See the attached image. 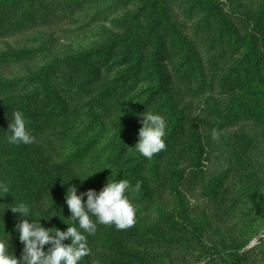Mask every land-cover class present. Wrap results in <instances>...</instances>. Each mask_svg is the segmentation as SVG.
<instances>
[{
	"label": "rangeland",
	"instance_id": "374dc122",
	"mask_svg": "<svg viewBox=\"0 0 264 264\" xmlns=\"http://www.w3.org/2000/svg\"><path fill=\"white\" fill-rule=\"evenodd\" d=\"M211 1L223 17L241 29L243 38L248 29L244 20H256L260 12L255 1L264 4V0ZM49 2L44 0L38 9L34 7L35 20L31 24H24L18 10L11 9L8 2L0 8V144L10 145L6 131L11 120L3 113L28 94L21 87L29 75L56 59L111 46L107 53H96L101 57L106 54L100 60L103 66L99 78L90 79L79 67L64 66L50 83L57 93L67 95L64 103L69 109L77 110L74 121L87 120L93 113L108 125L109 134L101 146L105 161L113 157L104 165L105 161L97 158V164L72 167L66 155L61 154L58 140L48 139L36 130L37 111L42 115L44 106L53 104L48 92H43L31 107L28 119L35 141L21 144L30 162L42 173L44 188L38 194L34 218H41L42 226L55 224L63 216L60 205L70 186H76L78 194L89 189L102 190L118 171L111 163L114 156L123 155L118 142L132 126L134 130L129 131L137 137L132 140L130 151H136L142 126L140 114H157L154 106L160 101H151L147 110L139 109L153 95L150 87L155 76L146 80L150 67L146 61L137 67L139 71L131 73L130 55L140 52L147 58L153 53L146 38L154 32L165 41V86L186 121L170 151L156 157L160 161V178L152 184L156 210H148L143 216L145 222L128 229L98 225L110 227L112 234L118 232V238L110 249L89 246L91 254L81 264H262L264 223L257 200L259 195L264 196V137L260 135L264 127L255 117L260 113L252 109L255 106L251 102L255 101L257 88L264 89V68L260 77H254V67L249 75L237 78L233 69L240 58L232 54L229 42L219 40L220 25L209 19L218 16L216 11L200 8L198 0H157V15L151 17L148 11H140L142 0H81L71 6L64 0L51 5ZM136 14H141L139 29L130 20ZM157 17L162 26L157 25ZM129 40L131 47L127 45ZM25 51L30 52L27 58H15L18 52ZM121 73L125 83L109 102L99 104L102 85ZM251 81L255 87H249ZM11 83L18 86L10 87ZM239 106L250 113L239 122L222 126L220 118ZM132 110L136 111L126 117ZM213 130L220 133L218 140L211 138ZM192 145L195 148L187 156L183 149ZM193 163L195 170L188 173ZM178 164L177 177L170 178ZM89 174L94 175L83 181ZM9 207L0 206V237L9 235V251L19 259L24 246L15 228L23 218ZM229 254L237 257L232 255L231 261Z\"/></svg>",
	"mask_w": 264,
	"mask_h": 264
},
{
	"label": "trees",
	"instance_id": "16d2710c",
	"mask_svg": "<svg viewBox=\"0 0 264 264\" xmlns=\"http://www.w3.org/2000/svg\"><path fill=\"white\" fill-rule=\"evenodd\" d=\"M43 1L44 0H2L0 2V8L3 9L2 5L8 2L11 9L18 10L24 24H31L35 20L34 7L38 9V6L42 4ZM54 1L58 0H50V5ZM64 1H67L71 6L73 3H77L81 0ZM198 1L201 4L199 6L200 8L209 11L214 10L216 11V14H218V16H210L209 19L213 22L212 24L220 25L219 32L217 33L219 40L229 42V45L232 48V54H237L240 58L237 62L236 68L233 69V71L236 72L237 78L241 80L245 74L249 75L254 67H257V70L254 72V77H260L261 74L259 72L263 71L264 68V4L261 5L260 1H255L256 8L260 7V12L256 20H244V24L248 26V29L246 32L247 37L243 38L240 33L241 29H238L232 20L223 17L219 12V9L213 6L214 4L211 0ZM142 2L143 5L140 8L141 12H143V10L148 11L147 13L150 17L152 16L151 14H154V16L157 15V0H142ZM210 13L212 12H209L208 14ZM140 15L141 14L132 15L130 19L131 24L135 29H139ZM215 17H217V20ZM162 24L163 22L158 20L157 17V25L162 26ZM149 33L150 34L146 40H148L150 45L154 48L153 53H150L147 58L145 54L140 52H136L135 55L131 54L132 62L130 72L135 73L139 71L137 67L145 61L150 65L146 70V80L152 75L155 76L154 84L150 87L153 95L151 98L148 97L144 106L139 107V109L143 110V107H145V110H147L148 108H151L147 107L151 101L157 99L160 101V103L157 106H154V108L156 109L157 114H161L167 119L165 137L167 150L155 155L150 160L141 156L138 151H130L132 147L131 142L137 136L129 131V129L134 130L133 126L127 128L121 137L122 140L118 142V148L123 150V155L114 156V159L112 158L113 163H111V165L118 167V171L110 180L124 178L129 180L133 185L137 183L140 184L141 187L138 193L129 194L131 201L137 209L136 223L138 224L145 222L146 219L143 216L148 210L150 213L156 210V194L155 189L152 186V184L157 183V180L160 178V161L157 160L156 157H162V154L170 151L174 140H177L184 126V122L186 121V117L179 114L178 107L165 86L166 75L162 65V60L165 59V41L161 35L154 32ZM131 44L132 41L129 40L127 45L131 47ZM110 50L111 46H108L107 48L85 51L78 55L72 54L68 58L56 59L49 65L43 64L38 68V71L34 75H29V78L23 82L21 90L28 92V94L26 96H21L19 98L20 102L8 107L3 115H5L8 120H12L13 111H21L27 119H30L31 107L38 102L43 92H48L53 99V104L44 106L42 115H39V110L37 111L36 130L42 132L48 139L55 138L58 140L57 143L60 147L61 154L66 155L69 164L72 167L84 164L89 165L96 162L97 158H101V162H104L106 156H103V147L101 146V143L109 134L108 125L97 120L96 115L93 113L89 114L87 120H81L79 122L74 121L77 110L69 109V106L64 103V99L67 95L57 93L53 88V83L51 84L50 81L54 79L57 72L61 71L64 66L74 67V69L79 67L81 72L90 76V79L99 78L102 74L101 67L103 66L102 63H100V60L105 58L106 54L104 57H101V54L96 53L101 52L104 54ZM29 54L30 52L27 51L18 52L15 58H27ZM122 75L123 74L121 73L113 80L102 85L98 94L99 104L109 102L117 92L118 88L125 83ZM200 77L202 78V74ZM252 84V81L249 82V87H255ZM9 86L16 87L18 84L11 83ZM256 91L257 94L255 96V101L251 102L255 106L252 109L258 110V113L260 114H256L255 117L260 119V126L264 127V89L261 90L260 88H257ZM158 95H160L159 98L155 97ZM60 110H63L62 113L57 114ZM134 111L136 110L127 112L126 117ZM102 113H105V110L102 111ZM138 113L139 111H137L135 115ZM246 113L250 112H246L244 107L239 106L230 111L228 116L220 118V123L224 126L231 122H239L244 119ZM191 135H193V131ZM260 135L264 137V132ZM194 148L195 146L193 145L192 147L188 146L183 149V152H188L186 155L190 156L192 154V149ZM178 153L180 155L181 151ZM111 157H109L103 165L108 164ZM179 166L180 165L178 164L174 171L171 170L170 178L174 179L177 177ZM193 170H195L194 163L190 165L188 173ZM0 183L8 184L10 189L8 193H0V206L8 205L10 207H16L20 203H26L31 206L32 210L34 209V206L36 205L35 203L39 199L38 194L44 188L42 173L30 162L27 150L21 146V144H10L9 146H2L0 144ZM213 188H215V186ZM95 191L99 193L100 190ZM258 198H260L257 200L258 212L264 223V196L259 195ZM60 208H62L63 216L60 217L55 224L44 226L45 228L55 227L62 231L66 230L68 225L65 223H70L66 218H70L71 213L64 200L63 204L60 205ZM179 230L182 232L181 228H179ZM2 232L3 224L0 215V233ZM117 238L118 232L112 234L110 227L97 228L96 234L88 237V242L89 246L94 247L98 245L104 249H107V247L110 249L113 245V241ZM161 239L163 241L164 239L167 240L166 237ZM70 242L71 241H64L66 244ZM49 247L50 245H46L45 251H47ZM232 255L234 258L237 257L236 254ZM232 255H230V260ZM262 264H264V260Z\"/></svg>",
	"mask_w": 264,
	"mask_h": 264
},
{
	"label": "clouds",
	"instance_id": "9594fccd",
	"mask_svg": "<svg viewBox=\"0 0 264 264\" xmlns=\"http://www.w3.org/2000/svg\"><path fill=\"white\" fill-rule=\"evenodd\" d=\"M140 118L142 126L139 129V140L134 149L150 160L167 150L165 142L167 124L163 116L153 112L145 111L140 114ZM29 125L30 121L23 112L13 111L9 130L6 131L10 133L6 137L7 142L13 145L34 143L35 137ZM219 137L220 133L213 130L211 138L218 140ZM94 174L87 175L83 181ZM140 187L139 183L133 185L124 178L108 180L99 193L94 189H89L78 194L76 186L68 187L65 202L71 215L70 218H66L70 223L63 221L68 225L63 231L55 227L42 226L41 218H34L31 206L26 203L9 207L14 214L23 218L16 225L15 231L19 233V241L24 247L21 257L17 259L9 251V235L6 233V238L0 237V264H81V261L91 254L88 237L96 234L98 225H114L118 230L134 226L137 209L129 194L138 193ZM9 191L8 184L0 183V193ZM64 241L71 242L66 244ZM46 245H50L47 251H45Z\"/></svg>",
	"mask_w": 264,
	"mask_h": 264
}]
</instances>
